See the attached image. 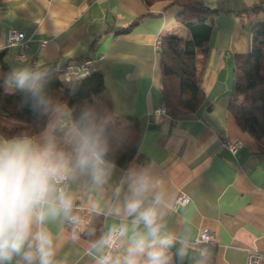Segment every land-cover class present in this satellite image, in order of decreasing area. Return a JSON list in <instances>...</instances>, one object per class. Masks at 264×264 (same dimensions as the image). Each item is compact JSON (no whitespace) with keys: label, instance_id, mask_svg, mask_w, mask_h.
I'll list each match as a JSON object with an SVG mask.
<instances>
[{"label":"crops","instance_id":"1","mask_svg":"<svg viewBox=\"0 0 264 264\" xmlns=\"http://www.w3.org/2000/svg\"><path fill=\"white\" fill-rule=\"evenodd\" d=\"M204 2L220 13L214 18L207 58L199 57L204 102L193 114L159 120L153 113L164 106L155 41L167 33L189 37L177 19L180 8L168 7V2L146 8L141 0H0V51H7L10 69L26 62L42 72L67 71L89 59L91 72L104 78L113 115L137 120L138 153L130 164H149L162 182L164 231L184 245L207 231L217 247L215 264H246L250 251L264 253V151L240 131L228 105L234 58L250 52L251 30L264 22V0ZM253 7L259 10L247 15ZM135 21L128 32H120ZM9 31L24 34V60L16 58L19 47L8 45ZM71 123L67 109L62 117L48 116L45 128ZM234 142L241 146L232 154L227 145ZM122 170L116 166L110 186L102 190L83 178L69 184L75 201L72 215L79 221L61 216L46 224L56 264H99L107 253L98 242L125 222L113 214V189ZM181 192L189 203L175 210ZM118 244L111 255L123 254L126 242Z\"/></svg>","mask_w":264,"mask_h":264},{"label":"clouds","instance_id":"2","mask_svg":"<svg viewBox=\"0 0 264 264\" xmlns=\"http://www.w3.org/2000/svg\"><path fill=\"white\" fill-rule=\"evenodd\" d=\"M43 75L38 67L21 62L2 83L21 91L33 112L62 117L67 104L49 92ZM112 123L109 114L86 107L62 129L57 125L46 127L39 137L0 139V264H56L46 224L61 216L79 221L72 215L71 182L83 178L97 190L110 186L116 171ZM113 196V214L125 222L98 243L108 247L124 241L126 247L121 255H103L99 264H172L169 249L174 241L164 231L161 214L165 190L150 165L133 163L123 169Z\"/></svg>","mask_w":264,"mask_h":264},{"label":"trees","instance_id":"3","mask_svg":"<svg viewBox=\"0 0 264 264\" xmlns=\"http://www.w3.org/2000/svg\"><path fill=\"white\" fill-rule=\"evenodd\" d=\"M146 8L159 2L180 8L177 19L188 29L189 37L174 33L160 37V95L170 116L195 113L204 102L201 90L203 65L199 57L207 58L213 22L220 12L210 9L204 0H141ZM253 7L247 15L257 12ZM137 21L120 32H128ZM7 51H0V136L2 139L21 135L33 136L41 132L48 116L33 112L24 102V94L3 86V78L10 71ZM66 71L43 72L49 92L67 104L73 122L86 107L112 117L111 156L117 167L125 169L137 157L139 129L130 116H114L112 99L99 72H91L82 80L65 82ZM228 111L241 132L250 136L264 151V22L251 30V50L234 58V70ZM174 241V240H173ZM172 264H215V244L184 245L174 241L169 249Z\"/></svg>","mask_w":264,"mask_h":264},{"label":"built area","instance_id":"4","mask_svg":"<svg viewBox=\"0 0 264 264\" xmlns=\"http://www.w3.org/2000/svg\"><path fill=\"white\" fill-rule=\"evenodd\" d=\"M7 43L9 46H17L20 48L19 54L16 56L19 60H24L25 55L24 51L27 48V41L24 39V34L16 31H9ZM155 49L157 51L160 50V37L155 41ZM91 61L89 59L82 60L77 66L67 69V71L63 75V79L65 82H69L70 80H82L89 76L91 73L90 65ZM154 115L160 119L169 117V113L167 112L164 106L157 108L154 112ZM239 142H234L227 145V149L230 153L234 154L240 148ZM189 203V197L183 192L179 193L176 198L173 209H178L179 207H183ZM194 244H214V238L211 233L204 231L201 232L195 239ZM119 249L118 242L114 243L107 247V253L110 254L112 251H116ZM246 264H264V253L258 251H250L247 254Z\"/></svg>","mask_w":264,"mask_h":264}]
</instances>
